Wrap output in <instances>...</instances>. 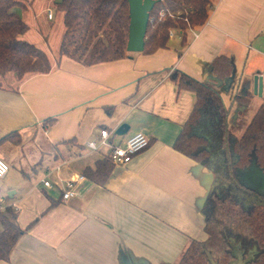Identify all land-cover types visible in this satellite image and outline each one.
Here are the masks:
<instances>
[{
    "label": "crops",
    "instance_id": "obj_1",
    "mask_svg": "<svg viewBox=\"0 0 264 264\" xmlns=\"http://www.w3.org/2000/svg\"><path fill=\"white\" fill-rule=\"evenodd\" d=\"M57 12L53 38V26H30L23 36L49 55L52 70L0 76V141L8 137L0 157L12 168L0 194L7 191L22 229L42 215L0 264H178L192 241L207 238L203 207L215 176L173 147L195 95L179 91L170 74L204 81L212 62L227 56L234 75L223 97L242 86L253 92L256 75L264 97V0H213L207 23L186 35L174 30L167 48L93 66L59 58ZM123 124L127 132L117 135ZM137 133L150 139L147 149L114 165L104 186L85 177L63 200L66 183Z\"/></svg>",
    "mask_w": 264,
    "mask_h": 264
},
{
    "label": "trees",
    "instance_id": "obj_2",
    "mask_svg": "<svg viewBox=\"0 0 264 264\" xmlns=\"http://www.w3.org/2000/svg\"><path fill=\"white\" fill-rule=\"evenodd\" d=\"M212 6L213 0H157L150 12L142 53L150 55L167 48L170 31L186 35L204 26ZM55 7L64 14L59 58L93 66L128 57L127 0H62ZM15 9H27V5L23 0H0V76L14 74L21 80L27 74L49 73V55L23 38L30 25ZM233 75L234 66L227 56L212 62L204 81L178 70L170 74L179 91L195 95L193 109L173 147L215 176L203 207L207 238L192 241L178 264H264V191L256 186V181L264 180V105L237 136L231 122L251 104L254 95L242 88L227 105L223 94ZM113 166L106 157L95 169L87 168L83 176L104 186ZM18 215L13 206L0 211V261L10 260L20 238L42 218L22 229Z\"/></svg>",
    "mask_w": 264,
    "mask_h": 264
},
{
    "label": "rangeland",
    "instance_id": "obj_3",
    "mask_svg": "<svg viewBox=\"0 0 264 264\" xmlns=\"http://www.w3.org/2000/svg\"><path fill=\"white\" fill-rule=\"evenodd\" d=\"M26 5L27 9H15V12L19 14L27 23L31 26V29L35 28H43L44 31H49L52 29L51 37L53 38L55 34L57 33L59 21H60V13H58L54 1L52 0H23ZM51 9L53 11V19H48V10ZM38 27V28H37ZM242 88H244L242 86ZM234 96V95H233ZM232 97L230 95H224V98L229 104L232 100ZM261 105H264V97H258L254 101L251 102V104L242 110L240 116L238 118L235 117V112L237 111V108L235 107L232 113L233 122H231V129L237 136H241L243 132L245 131L246 127L250 123L252 117L254 116L255 112ZM235 120V122H234ZM2 158V157H0ZM3 159V158H2ZM4 160V159H3ZM9 165L10 170V163H8L6 160H4ZM12 169V168H11ZM254 182L255 180L252 179ZM256 186L259 188V190L264 191V180L256 181ZM0 200L4 205H8L9 199L7 198V191L2 189V193L0 194Z\"/></svg>",
    "mask_w": 264,
    "mask_h": 264
},
{
    "label": "built area",
    "instance_id": "obj_4",
    "mask_svg": "<svg viewBox=\"0 0 264 264\" xmlns=\"http://www.w3.org/2000/svg\"><path fill=\"white\" fill-rule=\"evenodd\" d=\"M165 13L162 12L161 15ZM53 11L51 9L48 10V18L51 20L53 19ZM170 37L173 36V31H170ZM110 133L107 130L101 131V138L103 142L107 141L109 138ZM150 145V139L144 135L143 133H137L128 139L125 144L117 147H113L111 150L109 157L111 158L114 165H127L129 164L132 159L145 149H147ZM87 146L92 149L96 150L98 145L96 142H90ZM9 172V165L0 158V182L6 177ZM85 177L81 175L77 180L70 181L66 183V186L63 190L62 198L63 200H68L73 198L76 195L75 188L78 182L83 181ZM44 186L49 187L50 183L48 181L43 182ZM7 205H4L0 200V211L4 210Z\"/></svg>",
    "mask_w": 264,
    "mask_h": 264
},
{
    "label": "water",
    "instance_id": "obj_5",
    "mask_svg": "<svg viewBox=\"0 0 264 264\" xmlns=\"http://www.w3.org/2000/svg\"><path fill=\"white\" fill-rule=\"evenodd\" d=\"M129 4V37L127 44L128 53H142L145 48L147 27L150 21V12L153 10L157 0H127ZM62 0H56L55 4H61ZM228 81H226L227 83ZM254 95L263 96V77H254ZM128 125H121L117 135H124L128 130Z\"/></svg>",
    "mask_w": 264,
    "mask_h": 264
}]
</instances>
